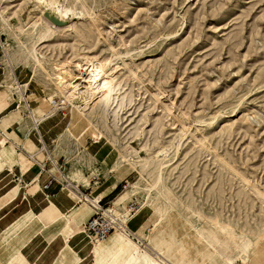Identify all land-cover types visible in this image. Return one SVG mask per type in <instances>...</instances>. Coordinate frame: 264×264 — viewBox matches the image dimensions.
<instances>
[{"label": "rangeland", "instance_id": "rangeland-1", "mask_svg": "<svg viewBox=\"0 0 264 264\" xmlns=\"http://www.w3.org/2000/svg\"><path fill=\"white\" fill-rule=\"evenodd\" d=\"M47 1L65 20L49 31L37 0H0V68L11 82L0 86V115L21 110L1 131L21 147L11 126L21 116L22 142L42 150L38 161L47 166L43 152L56 149L61 182L106 205L125 180L146 188L168 164L150 198L157 213L129 222L140 248L172 264H264V0ZM80 53L108 58L115 76L86 112L95 131L74 109L71 131L43 136L33 106L45 99L47 116H61L54 68L69 61L84 77ZM74 84L87 98L83 79ZM132 195L146 200L145 190ZM83 240L89 249L85 228ZM83 260L96 263L88 251Z\"/></svg>", "mask_w": 264, "mask_h": 264}, {"label": "bare ground", "instance_id": "bare-ground-1", "mask_svg": "<svg viewBox=\"0 0 264 264\" xmlns=\"http://www.w3.org/2000/svg\"><path fill=\"white\" fill-rule=\"evenodd\" d=\"M36 6L38 8L39 17L44 16L45 19L47 20L46 26L44 28V29H46L45 31H49L52 27H54V25L57 26L61 21L64 20L61 16L60 11L57 10V8L55 7L53 2L47 1V0H37ZM30 18H31V16H30ZM96 20H99V19H96ZM48 22H49V24H48ZM99 22H98V24H99ZM96 23H97V21H96ZM33 57H34L35 61L38 63L39 60H38L36 54L33 55ZM70 63L71 62L68 61L65 64H60L59 66H57V64H59V63H56L53 65V68L55 66H57V70L54 68V70L57 74V77L53 83H54V86H55L57 92H59L61 94V96L63 97L64 106L62 107L61 116L59 118H56L53 120H51L52 119L51 116H47V114H48L47 113L48 103H47V101H45V99L38 100L37 105L33 106L32 111L36 116L35 117L36 122H40L42 124V126L44 127L43 136L48 137V133L59 135L62 131H65L66 128L71 131L70 121H71V117H72L74 109L85 120V122H84L85 132L86 131H89L90 133L94 132L95 127L87 119L86 112L89 109L90 104L95 97H97L101 93H106L107 91H109L111 89V87H112L111 85L115 79L114 74L111 72V68H110L111 62L109 61L108 58H99L96 55H88V54L80 53V60H79V62H77V64H75V67H77L78 70H80L81 72H83L85 74L84 77L76 76L72 72V69L68 68ZM3 75H5V71H4V68L1 67L0 68V86L4 84L8 88H10L11 82L8 81V77H6L3 80L2 79ZM28 76L29 75L26 72L25 73L22 72V74H21V78L25 79L26 82H27ZM68 76H71V78L69 79ZM78 78L83 79V84H85V90L83 92H84V94L85 93L88 94L87 98L81 97V93L79 92V90H80L79 84H74L75 80H78ZM78 95H80V97L82 98L79 102L75 100L78 97ZM49 99L54 104H56L53 101L52 97ZM15 111H21L20 107H17L13 111H8V112H5L2 115H0V121L1 120L6 121V120L11 119L12 116L14 115ZM22 121H23L22 117L19 116L16 118V120H13L11 122L12 123L11 126H13V132H16L18 134L17 139L19 138L18 140L20 142L22 141V135L20 132V124L22 123ZM85 132L78 133L76 137L78 138L79 135H82ZM6 135L8 136V134H6ZM37 137L35 138V140L37 142H39V138H37ZM56 142L58 143V140ZM14 153H15V147L12 144H10V146L8 148H5L4 151L0 152V156H1L0 158H2V155H5L7 157V159L11 160V162H15L16 156ZM40 153H41V151H39L38 153H35V154H37L36 157L34 156L36 161H38L37 157ZM43 153H45V156H47L48 161L49 160H51V161H49L47 163V166H46V164H44L47 161L45 162V160H44L43 163L38 161L40 163V166H38V168H35L34 175L29 179V180H31L32 184L29 187H26L27 189L25 190V192L20 191L19 190L20 187L17 186V188L15 190V193H16L15 203H16V200H18V199L24 200L25 202H27L30 200L32 201V198H40L41 197L43 202H45L48 206H52L51 203L49 201H47V199L45 197V196H47L46 192L42 191L41 188H39V185H38L39 179L38 178H43V180H49L52 175H55L57 177V181L53 182V183L54 184H60V186L62 187V190L59 193H57L56 199L62 203H65L67 205V208L72 209L71 212H73L76 208H82L84 213H86V214L93 213L94 214V209H93L91 203H89V201L95 203V202L101 200L102 197L101 198L99 197L100 198L99 200L96 199L95 195L93 197L89 198L90 194L85 195V193L83 191H81V189L79 188V186H80L79 184H77V183L74 184L73 182H69V181H65V183H62L61 182L62 173H61L59 167H57L55 165V163L52 161V157H51V155L58 156L56 149L48 150V151L43 152ZM163 154H164V152H163V150H161V151L156 153V156H162ZM129 159L130 158H128V159L123 158L122 161L126 162L125 166L130 165L131 167H133V162L129 161ZM166 165H168V164H166ZM166 165H164V166H166ZM0 166H1V163H0ZM164 166H162V168H160L161 172L158 173L155 181L153 183H150L149 186L146 188L138 186L135 183H132L131 185H129V182H127L128 186L123 188L124 191L122 192L121 196L118 199H116L114 206L110 204V208H112V210H114L116 208V211H117V207H120L121 204L123 203V201L128 196H131V194L133 192H135L137 189H141V190L146 191V200L145 201L141 200L139 197H137L135 195H132L131 198L130 199L128 198L129 200L126 202V205H127V203H129L132 200H136L138 202L137 208L131 214L130 217L125 216V217L121 218V220H122L121 222L124 223L125 225H127L128 231L130 230L131 233H126V231H124L122 229L121 230L115 229L114 231L108 233L107 235H105L102 238H100L97 235L90 237L87 234V239H89L88 242L91 243V247L89 248V254H90L91 258H93V259H95V261H97V264H114L113 260L116 257H120V259H121V261L118 262V264H127L129 262H135L136 264H172L164 256H162L160 253L156 252L153 248L148 247V246L143 247V249L140 248L141 245L134 241L135 236H136L135 232L128 227L130 220L135 215L137 216V218L140 217L142 219H146L147 217H149V214L153 216L154 214L157 213L155 206L153 205L154 201H150V198L153 197V192L158 189L160 183L162 182V179H163L162 169ZM27 167L30 168V165ZM52 169H53V171H52L53 173H51ZM111 171L112 172L115 171V168H112ZM11 181H12V179H11V176L9 175V172L7 174L3 175L2 184H8ZM46 182L47 181L41 182V185H43V188H44V184ZM76 200H79L80 202H78V204H76L73 207L74 201H76ZM13 205H14V203H9L7 205V207L11 208V206H13ZM123 209H124V207H123ZM39 217L41 218V216H39ZM63 217L66 218L65 219L66 220L65 221L66 232H68V234L65 236L64 242H65V244H68L69 236L76 237L77 235L78 236L82 235L84 228H85V225H84V220H83V222L78 224L75 222L76 218H74L73 216H71V217L63 216ZM115 235L119 236L123 240L116 239ZM111 245H113L112 253L110 252L108 254H105L104 253L105 248L108 246H111Z\"/></svg>", "mask_w": 264, "mask_h": 264}, {"label": "crops", "instance_id": "crops-1", "mask_svg": "<svg viewBox=\"0 0 264 264\" xmlns=\"http://www.w3.org/2000/svg\"><path fill=\"white\" fill-rule=\"evenodd\" d=\"M2 106L0 100V108ZM1 130L0 128V152L12 144L15 147L16 160L11 162L5 155L0 158V264H87L83 260V253L84 251L89 253V249L86 246L87 242L83 240V234L76 237L69 236V242L65 244V236L68 232H66V218L63 216H73L78 224L84 220L85 225L92 213L82 212L81 214L82 208H76L71 212L72 209L67 208L65 203L56 199L57 193L54 192L58 189V184L53 183L44 189L41 182L47 180H43V178H38V185L42 191L46 192L47 196L45 197L52 206L43 202L41 197L32 198V201L27 202L18 199L15 203L17 186L20 187V191L25 192L26 187L32 184L29 179L34 175L35 168L40 166V163L35 160L37 155L35 153L42 152V150L35 152L30 150L22 142L23 138L20 147ZM26 164H31L34 170L28 168ZM52 171L53 169L51 173H53ZM8 172L12 181L2 184V177ZM48 193L54 194L50 196ZM115 201L111 202V205L114 206ZM9 203H14V205L8 208ZM75 205L74 203L73 207ZM60 236L62 242L57 239ZM112 251L113 246L111 245L105 248L104 253L108 254ZM168 252H171L168 255L173 258V251Z\"/></svg>", "mask_w": 264, "mask_h": 264}, {"label": "built area", "instance_id": "built-area-1", "mask_svg": "<svg viewBox=\"0 0 264 264\" xmlns=\"http://www.w3.org/2000/svg\"><path fill=\"white\" fill-rule=\"evenodd\" d=\"M56 181L57 177L55 175H52L50 179L47 180V182L44 184V188H48L49 185ZM126 186H128V183L125 180L124 183H122L121 188L123 189ZM102 199L95 203L89 201L94 209V214L85 223L87 234L90 237L97 235L102 238L115 229H122L126 231V233H131L130 230L128 231L127 225L121 222V218L125 216L130 217L137 208L138 202L136 200H132L127 203L124 209H117L116 211V208L114 210L110 208V202L106 205L104 202H102Z\"/></svg>", "mask_w": 264, "mask_h": 264}]
</instances>
